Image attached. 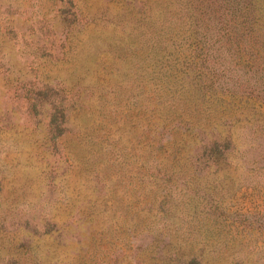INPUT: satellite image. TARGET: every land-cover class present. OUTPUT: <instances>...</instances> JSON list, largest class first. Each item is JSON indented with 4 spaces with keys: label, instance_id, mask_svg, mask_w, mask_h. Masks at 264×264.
Segmentation results:
<instances>
[{
    "label": "rangeland",
    "instance_id": "1",
    "mask_svg": "<svg viewBox=\"0 0 264 264\" xmlns=\"http://www.w3.org/2000/svg\"><path fill=\"white\" fill-rule=\"evenodd\" d=\"M128 1L0 0V264H175L193 254L264 264V172L247 162L250 150L216 171L192 167L194 181L243 212L237 226L208 231L201 207L163 216L179 187L142 165L159 123L174 121L145 64L144 11L162 5ZM54 95L65 106L51 127ZM227 109L241 116L237 104ZM249 136L239 130L241 149ZM172 137L175 155L153 157L186 175L182 161L198 146L182 127ZM155 222L162 234L149 245Z\"/></svg>",
    "mask_w": 264,
    "mask_h": 264
},
{
    "label": "trees",
    "instance_id": "2",
    "mask_svg": "<svg viewBox=\"0 0 264 264\" xmlns=\"http://www.w3.org/2000/svg\"><path fill=\"white\" fill-rule=\"evenodd\" d=\"M158 2L162 5L158 13L144 11L143 15L148 30L143 39L147 48L145 64L155 89L152 95L166 101L172 109L167 114L173 113L170 119L174 121L171 126L159 123L158 136L151 138L150 152L142 165L149 175L167 174L161 182L179 187L176 195L170 189L168 198L162 200L170 201L163 213L169 221L176 216L173 207L177 210L180 205V214H184V208L195 211L201 207L210 218L208 231L215 228L219 233L227 232L229 223L237 226L241 222L243 212L224 204L219 188L206 190L194 181V170L199 166L212 171L228 167L232 154L242 157L250 150L253 157L247 162L264 172V0ZM128 3L137 8L135 0ZM229 104H237L241 116L228 110ZM51 106L48 123L52 127L65 101L54 95ZM175 127L189 130L198 146L195 152L188 151L182 161L189 171L186 175H180L176 163L153 157L161 150L175 155L177 148L170 147L171 140H176L172 137ZM241 128L250 132L245 149L238 141ZM234 184L232 181L226 191H234ZM152 227L158 235L149 245L157 243L162 234L156 222ZM145 247L148 244L140 246ZM157 249H161V244ZM175 264L202 263L193 254L177 255Z\"/></svg>",
    "mask_w": 264,
    "mask_h": 264
}]
</instances>
